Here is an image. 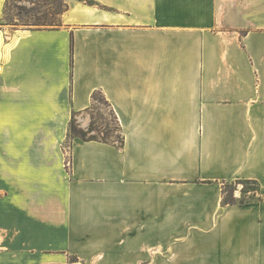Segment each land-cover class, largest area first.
Segmentation results:
<instances>
[{"label": "crops", "instance_id": "crops-1", "mask_svg": "<svg viewBox=\"0 0 264 264\" xmlns=\"http://www.w3.org/2000/svg\"><path fill=\"white\" fill-rule=\"evenodd\" d=\"M64 1L0 29V264H264V0Z\"/></svg>", "mask_w": 264, "mask_h": 264}, {"label": "rangeland", "instance_id": "rangeland-1", "mask_svg": "<svg viewBox=\"0 0 264 264\" xmlns=\"http://www.w3.org/2000/svg\"><path fill=\"white\" fill-rule=\"evenodd\" d=\"M56 2L57 0H3L0 8V29H11L12 27H27L24 24L25 20H34V17L43 18L44 15H48L50 8L55 9L56 4L50 2ZM59 11V8L56 9V12ZM34 14V17H31ZM29 16V17H28ZM50 16V15H49ZM54 18L56 20L60 19V13H55ZM35 23V22H34ZM31 27H36L35 24L30 25ZM87 117V123H83L82 117H77L75 119V125L78 129L86 131V136L95 135L98 138H104L108 140L118 139L117 135L119 131L117 130L116 120L114 119V114L111 108L103 103L97 102L93 108L88 110V114H85ZM92 126L89 128V124ZM79 138V137H78ZM72 137H66L63 141V149L66 152V167L70 165V142ZM236 187L234 190L240 192V196L251 194V192H245L244 190H252L256 188V185L251 181H234L227 182L224 185V195L228 196L230 194L231 188ZM246 195V196H247ZM238 198V197H237Z\"/></svg>", "mask_w": 264, "mask_h": 264}, {"label": "trees", "instance_id": "trees-1", "mask_svg": "<svg viewBox=\"0 0 264 264\" xmlns=\"http://www.w3.org/2000/svg\"><path fill=\"white\" fill-rule=\"evenodd\" d=\"M87 2L88 3H92L91 0H87ZM52 3L56 4V8L55 9L50 8V10L48 11V15L46 14V16L44 15L43 18H39V17H34L35 15L31 14L32 15L31 17H34L35 19L34 20H25L24 24L27 25V27H30V28L59 27L62 24L61 23V14L67 9V4H66V2L64 0H57L56 2L51 1L50 4H52ZM58 8H59V11L56 12V9H58ZM55 13H60V19L56 20L54 18ZM33 24H35L36 27H31L30 26V25H33ZM97 102H100V103H103V104H106V105L109 106V102L107 101V99L105 98V96L103 95V93L100 90H94L92 92V94H91V106H90L89 109L93 108L94 105ZM113 114H114V112H113ZM114 119L116 120V124H117V128H118L117 130L119 131V133L117 135L118 139H116V141L115 140H108V139H104V138H98L95 135L86 136V134H87L86 131L82 130V129H78L77 126L75 125V119H74L73 115H72V117L70 119V122H69V125H68L67 138L68 137H72V138L73 137H79L82 140H100V141H103V142H113V143L121 144L123 142V138H122V134L120 133V128H119L118 121H117V118H116L115 114H114ZM91 126H92V124L90 123L89 124V128ZM237 181H238V183L242 182V181H246V182L251 181V182H253L256 185L255 189H252V190H249V189L248 190L247 189L244 190L243 189L242 191L251 192L253 194L257 193L258 185H257L256 181H253V180H237ZM224 185H223V188H222L223 203L224 204H234V203H237V202L243 203V202H245L247 200V196H246L247 194L240 196L239 199H236V197L234 196V190L236 189V187H232L231 191H230V194L228 196H225L224 195Z\"/></svg>", "mask_w": 264, "mask_h": 264}, {"label": "bare ground", "instance_id": "bare-ground-1", "mask_svg": "<svg viewBox=\"0 0 264 264\" xmlns=\"http://www.w3.org/2000/svg\"><path fill=\"white\" fill-rule=\"evenodd\" d=\"M2 2H3V0H0V8H1V5H2ZM0 71H1V66H0Z\"/></svg>", "mask_w": 264, "mask_h": 264}]
</instances>
